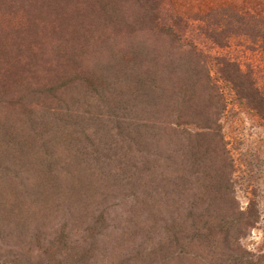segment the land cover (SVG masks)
Segmentation results:
<instances>
[{
    "label": "trees",
    "instance_id": "trees-1",
    "mask_svg": "<svg viewBox=\"0 0 264 264\" xmlns=\"http://www.w3.org/2000/svg\"><path fill=\"white\" fill-rule=\"evenodd\" d=\"M262 60L264 0H0V264H264L220 86L264 120Z\"/></svg>",
    "mask_w": 264,
    "mask_h": 264
},
{
    "label": "rangeland",
    "instance_id": "rangeland-1",
    "mask_svg": "<svg viewBox=\"0 0 264 264\" xmlns=\"http://www.w3.org/2000/svg\"><path fill=\"white\" fill-rule=\"evenodd\" d=\"M167 1L176 12L188 17L218 7L223 0ZM262 62L264 65V60ZM260 78L264 86V68ZM220 86L227 101L222 125L236 169V196L242 209H246L253 199L259 205L260 221L242 243L249 251L264 254V120L242 106L224 83ZM118 217L113 224L122 232L123 228L129 227V219L124 212Z\"/></svg>",
    "mask_w": 264,
    "mask_h": 264
}]
</instances>
